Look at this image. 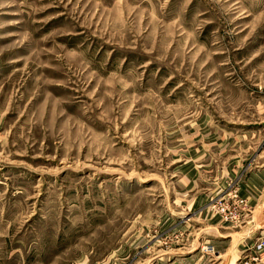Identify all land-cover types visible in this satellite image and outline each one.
<instances>
[{
    "label": "rangeland",
    "instance_id": "obj_1",
    "mask_svg": "<svg viewBox=\"0 0 264 264\" xmlns=\"http://www.w3.org/2000/svg\"><path fill=\"white\" fill-rule=\"evenodd\" d=\"M263 167L264 0H0V264H255Z\"/></svg>",
    "mask_w": 264,
    "mask_h": 264
},
{
    "label": "crops",
    "instance_id": "obj_2",
    "mask_svg": "<svg viewBox=\"0 0 264 264\" xmlns=\"http://www.w3.org/2000/svg\"><path fill=\"white\" fill-rule=\"evenodd\" d=\"M260 172L255 177L256 179L258 178V181H259L258 187H261L262 185H264L263 178L259 176V175L263 176L262 173H264V167ZM252 186H254V184ZM247 199L250 200L248 201V204L252 208L251 212L253 213L256 212L259 214V216L261 215L259 218H260V221L262 222L261 226H263L264 225V189H262L260 195H258L256 199H253V196ZM257 224L258 222L255 223L256 226H258ZM171 264H174V263H171Z\"/></svg>",
    "mask_w": 264,
    "mask_h": 264
},
{
    "label": "built area",
    "instance_id": "obj_3",
    "mask_svg": "<svg viewBox=\"0 0 264 264\" xmlns=\"http://www.w3.org/2000/svg\"><path fill=\"white\" fill-rule=\"evenodd\" d=\"M259 247H260V249H262V251H264V242L259 243ZM255 264H264V254H263V256H261V258L256 259V263Z\"/></svg>",
    "mask_w": 264,
    "mask_h": 264
}]
</instances>
